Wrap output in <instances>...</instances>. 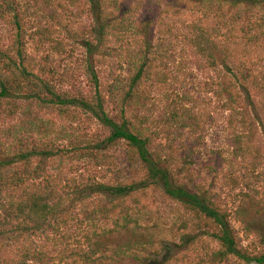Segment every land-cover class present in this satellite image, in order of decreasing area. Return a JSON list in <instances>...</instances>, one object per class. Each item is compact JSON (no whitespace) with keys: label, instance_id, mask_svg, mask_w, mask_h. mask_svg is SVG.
<instances>
[{"label":"trees","instance_id":"16d2710c","mask_svg":"<svg viewBox=\"0 0 264 264\" xmlns=\"http://www.w3.org/2000/svg\"><path fill=\"white\" fill-rule=\"evenodd\" d=\"M79 2L81 8L71 10L54 0H42L40 8L44 12H30V8L39 6L0 0V23L13 29L9 45L0 47V107L8 122L0 129V235L21 240L15 254L1 258L0 264H169L175 249L204 252L212 261L235 259L239 264H264V227L254 223L247 226L256 233L258 229L262 251L255 253L243 246L234 235L226 210L216 204L199 175L190 169L191 156L180 154L181 145L164 148L158 142L159 132L152 129L153 124L160 125L164 132L180 127L178 111L184 110V98L170 89L184 92L192 67L228 75L232 85L223 87L220 83L215 95L223 102L222 110L231 112V159L244 170L256 172L261 154L247 143L249 135L238 129L247 121L252 125L251 119L259 121V110L264 113V0ZM146 5L158 12L145 11ZM182 12H189L190 19L172 21L173 15ZM67 13L74 18L65 21L69 39L82 46L91 59L86 67L93 84L91 93L56 91L35 72L24 46L28 23L39 44L62 51L63 42L54 39L53 32L63 27L61 22ZM82 15L89 24L78 33L74 22ZM110 60V80L102 82L98 69ZM115 68L124 69L127 75L115 76ZM153 81L164 87L162 97L167 104L160 123L154 120L153 104L145 95ZM235 81L240 88L232 91ZM239 101L248 106V112L232 107ZM21 104L28 106L23 108ZM35 110L67 123L83 117L95 120L103 138L73 136L64 151L47 146L38 136L46 132L49 123ZM114 152H118L123 167L118 165L111 177L106 174L88 182L71 179V193L66 196L58 190L60 176L45 171L48 164L68 154L97 157ZM125 169L133 171L134 176L125 174ZM149 192H157L173 208L178 226L171 234L158 228L140 230L142 208L126 204ZM107 205L120 208L112 215ZM77 206L94 216L88 224L92 229L85 235L87 248H71L68 236L62 233L58 239H50L59 248L56 260L52 259L41 239L55 236L61 226L66 227ZM79 222L76 219L78 226ZM96 229L100 235H96ZM114 231L125 239L116 248L108 242H96L99 237L109 239L108 234Z\"/></svg>","mask_w":264,"mask_h":264},{"label":"rangeland","instance_id":"374dc122","mask_svg":"<svg viewBox=\"0 0 264 264\" xmlns=\"http://www.w3.org/2000/svg\"><path fill=\"white\" fill-rule=\"evenodd\" d=\"M19 1H22V3L29 2L30 6L33 7L39 6V8H30V12H34L35 10L44 12L45 10L44 8H40L42 0ZM54 1L66 5L71 10L81 8L82 6L79 0H73L75 4L71 3L72 0ZM154 8L153 6L149 7L146 5L145 11L147 9L155 10ZM46 11L48 12V10ZM157 12L155 10V13ZM67 14L68 16L64 17V20L61 22L63 27L55 29V32H53V38L63 42L64 47L62 51H51L46 45L39 44L37 37L33 34L34 29H29L32 25L28 23L25 25L27 32L24 46L27 55L33 62L35 72L47 80L56 91L70 94L91 93L93 91V84L86 70L91 59L82 46L73 44V41L69 39L70 35L66 33L65 29L67 28L66 22H72L71 20L74 18L69 13ZM172 17V21L179 23L181 20L190 19L191 15L189 12H182ZM77 21L74 22L75 30L78 33L84 32L83 27H87L89 24L88 18L82 15ZM12 37L13 29L11 26L0 23V47L5 48L9 45ZM93 58H96V56ZM112 62V60L106 61V63L102 64V67H99V80L102 82L106 79L110 80V77H107V72ZM169 70H172V67H169ZM190 71L191 73L185 80L184 92H180L178 89H170L174 93L179 92L178 96L184 98V101L181 102L184 110L178 111L182 118L179 122L180 127L178 130L168 129V132H164L161 131L160 125L155 127L153 124L152 129L159 132L158 142L164 148L168 144H172L175 148H178L180 145L183 147L180 154L184 153L191 156L188 160L190 169H192L194 174L199 175V180L205 190L209 191L216 204L223 210H226L234 235L250 251H254L255 253L262 251L263 246L257 236L259 233L258 229H256V233L253 229H248L247 226L250 223H254L257 226L264 227V113L262 110H259V121L251 119L252 125H249L247 121L248 125L246 124L242 129H238L239 132L245 133L246 136L249 135L250 138H248L247 143H249L254 151L257 150L261 154L256 172L246 171L241 165L236 164L237 160L231 159L233 158L230 155L233 145L231 144V129H229L228 125V117L231 112L222 110L223 102L215 95V92L219 90L220 83H222L223 87L228 86V84L232 85L231 77L219 75L216 71L198 67H192ZM113 72L118 77H125L127 75L124 69L115 68ZM235 84H237L236 81ZM149 85L151 87L145 92V95H149L153 104L154 120L156 123H160L165 117L164 112H166L165 107L167 106L162 97L164 87L155 81L150 82ZM239 86V83L233 86L232 91L240 88ZM183 93L186 94V98ZM21 106L24 108L28 105L21 104ZM232 107L236 110L245 109L248 112V106L245 107L243 101L233 104ZM2 111L3 108L0 107L1 130L8 125V122L5 120V113H2ZM35 112H39V116L49 123L46 132L40 137L38 136L40 142L57 148L60 151L67 149V140L73 136L88 140L103 138L104 133L95 120L91 121L83 117L79 122L67 123L60 121L53 114L40 110H35ZM185 113L187 116H185ZM250 130L251 132H249ZM96 155L97 157H93L94 155L90 157L85 155L76 157L68 154L60 161H53V163L48 164L45 171L52 176H60L62 184L58 190L61 195L66 196L67 193H71L72 184L69 182L71 179H75L77 182H86L93 178H101L106 174L111 177V172L118 165L123 167L122 163L124 162L118 156V152L101 156ZM230 160L233 161L232 164H229ZM124 168H126L125 165ZM124 172L125 174H129V176H134V172L131 170L125 169ZM257 173L260 174L255 175ZM137 177H140V175ZM241 193L246 194V197L242 198L240 196ZM126 204L130 207L142 208L144 220L140 230L153 228L152 230L156 231L158 228L167 234H171L173 232L172 229L178 226L173 217V208L157 192H149L143 197L137 195L134 200H129ZM81 208L78 206L73 208L71 211L72 220L69 221L66 227L61 226L62 228L58 234L55 236L49 234L48 239L45 237L41 239V245H45L49 250L50 253L48 254H50L52 259L57 257L59 248L54 247L50 239L54 237L58 239L62 233L68 236L69 240L67 242L71 248L77 249L80 247L82 250H86L85 235L92 229L89 228L88 224L91 223L94 216L90 214V211H85ZM119 208L115 207V205L106 206V209L112 215H115ZM1 215H5V213ZM76 219L78 222L80 221L79 226L76 223ZM107 225L110 226L111 224L108 222ZM109 230L113 231L112 228ZM96 235H100L99 229H96ZM108 236L109 239L105 238V240L101 237L96 238V242H108L106 244L116 248L117 244H122L125 241V239L122 240V235L117 231L108 234ZM20 242L21 240L19 239H7L0 235V259L9 258V256L14 255L17 249L21 247ZM64 244H67L66 241H64ZM94 248L98 247L94 245ZM175 250L176 253L174 252V255L171 256L169 264H198L200 262H205L204 264H239L235 259L222 262L212 261L205 256L204 252L193 249Z\"/></svg>","mask_w":264,"mask_h":264}]
</instances>
